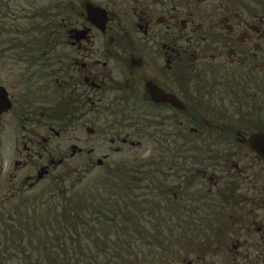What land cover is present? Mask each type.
<instances>
[{
  "label": "flooded vegetation",
  "instance_id": "1",
  "mask_svg": "<svg viewBox=\"0 0 264 264\" xmlns=\"http://www.w3.org/2000/svg\"><path fill=\"white\" fill-rule=\"evenodd\" d=\"M261 133L264 0H0V199L15 202L9 212L24 210L21 191L63 176L69 159L84 176L150 134L160 139L165 217L129 225L145 234L124 240L123 257L101 254L114 238L79 239L97 244L98 264H264V159L249 140ZM109 135L110 153L95 158ZM57 138L72 144L54 158ZM19 141L23 157L8 171ZM112 226L86 225L97 235ZM20 227L52 226L0 223V264L6 244L30 242L5 238Z\"/></svg>",
  "mask_w": 264,
  "mask_h": 264
},
{
  "label": "trees",
  "instance_id": "2",
  "mask_svg": "<svg viewBox=\"0 0 264 264\" xmlns=\"http://www.w3.org/2000/svg\"><path fill=\"white\" fill-rule=\"evenodd\" d=\"M149 139L154 146L160 142L156 134H150ZM159 159V155H150L119 160L102 169L97 181L82 187L80 183L86 175L81 176L68 167L63 176H54L44 190L31 195L29 192L35 188L21 191L15 205L24 208L19 213L6 208L14 206V201L0 199V223L52 226L6 230V233L11 231L10 237L5 235L6 239L30 242L6 244L3 264L14 261L17 264H98L99 260L91 258L100 254L97 244L80 243L79 239L114 238L116 243L111 246L101 243L104 249L101 254L123 257L126 254L124 240L142 238L145 234L142 227L129 225L160 221L157 212ZM91 224L113 226L97 235L96 228L86 227ZM82 231L84 234H80ZM26 232L44 234L27 235ZM50 232L56 233L50 235ZM108 232L113 234H105ZM101 261L103 264H125L123 261Z\"/></svg>",
  "mask_w": 264,
  "mask_h": 264
},
{
  "label": "rangeland",
  "instance_id": "3",
  "mask_svg": "<svg viewBox=\"0 0 264 264\" xmlns=\"http://www.w3.org/2000/svg\"><path fill=\"white\" fill-rule=\"evenodd\" d=\"M110 137H111L110 135L106 136V137H102L103 139L106 138V140L104 139V141H103V143H105L104 146H105L106 149L100 150V151H96L95 158L103 157V155L110 153L109 152V149H110L109 142L107 141ZM20 138H21V134H20ZM134 140H140V135L135 136ZM19 142H20L19 150L21 151V154H19V152L17 150V145H18L17 144L16 145V151H14L13 156L10 157L11 158L10 161H12V165L9 166V167L5 166V168L8 169V171L12 170V166H13V163H14L15 159H17V158L20 159V158L23 157V156H21L22 152H23L22 151L23 150V147H22L23 144H22L21 141H19ZM71 142L72 141L67 140L66 138L54 139L52 141V143L50 144V149H52V151H54L53 152L54 155H52V157L59 158L61 156V154H62V153L60 154V150H63V149L66 152H70L69 146H70V144H72ZM100 146H103V145L100 144ZM150 155H157V151H156L155 146H154L152 141L145 140L144 144L141 146V148L132 147V146H126L125 150L122 153H120V154H112L111 155V159L109 160V163H110V165H113V164L117 163V161H119V159H122V158H128V159H134L135 157L145 158V157L150 156ZM5 159L9 162V157L8 156L5 157ZM78 160L79 159H77V158H75L73 160L69 159V164L71 165L70 167H72L74 172H77L76 169H78V168L80 169L78 164H82V162L78 161ZM83 163H86V162H83ZM79 169H78V171H79ZM95 170H96V171H94L95 173L87 174L85 176V178L81 180V183H80L81 187L84 186L85 184L89 183V182L93 183V182L97 181V179H98L97 177L100 174V172H99L100 170H98V169H95ZM32 172H33L32 169L27 168V169H24V170L20 171L19 174H20V176L23 177V176H25L27 174H31ZM70 182H71V180H70ZM46 185L47 184H45L43 182L40 183L39 186L36 187L37 189L36 188L33 189L32 191L29 192V194L31 195V193H33V192H40L42 189L44 190V187ZM162 217H165V216H162V215L158 214V219H161ZM165 222H167V221H165ZM6 264H17V261L8 262Z\"/></svg>",
  "mask_w": 264,
  "mask_h": 264
},
{
  "label": "water",
  "instance_id": "4",
  "mask_svg": "<svg viewBox=\"0 0 264 264\" xmlns=\"http://www.w3.org/2000/svg\"><path fill=\"white\" fill-rule=\"evenodd\" d=\"M249 140L253 149L264 159V133L254 134Z\"/></svg>",
  "mask_w": 264,
  "mask_h": 264
}]
</instances>
